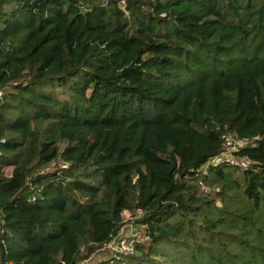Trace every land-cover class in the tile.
I'll return each mask as SVG.
<instances>
[{"label": "trees", "instance_id": "16d2710c", "mask_svg": "<svg viewBox=\"0 0 264 264\" xmlns=\"http://www.w3.org/2000/svg\"><path fill=\"white\" fill-rule=\"evenodd\" d=\"M87 260L264 264V0H0V264Z\"/></svg>", "mask_w": 264, "mask_h": 264}, {"label": "built area", "instance_id": "2783aa9c", "mask_svg": "<svg viewBox=\"0 0 264 264\" xmlns=\"http://www.w3.org/2000/svg\"><path fill=\"white\" fill-rule=\"evenodd\" d=\"M242 144H243L242 139H234L231 137H226L227 149L215 159L216 163L219 164L220 162L226 161L232 164H238L240 166H247L248 164L247 159H238L233 154V152L237 150V147ZM59 166L64 167L66 166V164L59 163ZM138 213L140 214L141 210H138ZM138 240L139 239H134V242H133V241L128 240V238L120 237L117 240L115 238L107 247L112 248V250L115 253H119V255L120 254L132 255L135 252V242H137Z\"/></svg>", "mask_w": 264, "mask_h": 264}, {"label": "rangeland", "instance_id": "374dc122", "mask_svg": "<svg viewBox=\"0 0 264 264\" xmlns=\"http://www.w3.org/2000/svg\"><path fill=\"white\" fill-rule=\"evenodd\" d=\"M117 235H118V237L116 238V240L118 238H120V237H123V238H128V240L134 242V239L144 238L145 233H144V230H143L142 226H140L138 224H135L131 220H129L128 223H125L121 227V229H120V231L118 232ZM98 255H99L98 257H103V258H106V259H110L111 256L113 255L112 248H105ZM92 260L94 261V259H92ZM92 260L91 261L87 260L83 264L88 263V262H93Z\"/></svg>", "mask_w": 264, "mask_h": 264}]
</instances>
